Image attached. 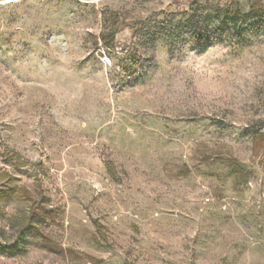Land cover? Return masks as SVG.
<instances>
[{"label":"rangeland","instance_id":"1","mask_svg":"<svg viewBox=\"0 0 264 264\" xmlns=\"http://www.w3.org/2000/svg\"><path fill=\"white\" fill-rule=\"evenodd\" d=\"M254 1L0 0V264H264Z\"/></svg>","mask_w":264,"mask_h":264},{"label":"trees","instance_id":"2","mask_svg":"<svg viewBox=\"0 0 264 264\" xmlns=\"http://www.w3.org/2000/svg\"><path fill=\"white\" fill-rule=\"evenodd\" d=\"M215 12L218 14V16H220L221 14L224 16L223 24L226 26L227 19L231 18L235 14H237L239 18H243V19L264 18V4L262 5L260 2L254 1L253 4L250 6L249 11L246 14H243L240 9H236L235 11H232L224 7L215 9ZM205 19L206 16H203L201 18L197 9H193V13H191L185 19L184 22L174 25L173 22L167 17L165 19H159L157 23L160 25H158V27L156 26L155 28L157 32H171V30L174 28L178 30L180 34H184V33L200 34L206 28L204 27L205 25L203 23ZM138 30L139 29H136L134 33H137ZM107 36L109 37H106L105 34L103 35V41L106 44V46L111 47L113 46L115 40V32H111ZM127 59L128 56L125 55L124 60ZM123 69L125 70V67ZM260 141H261L260 138L258 137L254 138L255 147H257V145L260 144ZM108 170L111 175L115 174L113 165L111 163H109L108 165Z\"/></svg>","mask_w":264,"mask_h":264}]
</instances>
